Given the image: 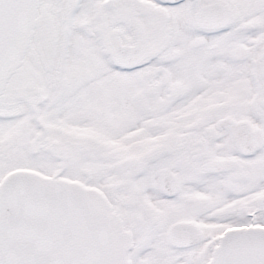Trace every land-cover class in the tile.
Returning <instances> with one entry per match:
<instances>
[{"label":"snow or ice","instance_id":"1","mask_svg":"<svg viewBox=\"0 0 264 264\" xmlns=\"http://www.w3.org/2000/svg\"><path fill=\"white\" fill-rule=\"evenodd\" d=\"M0 264H264V0H0Z\"/></svg>","mask_w":264,"mask_h":264}]
</instances>
